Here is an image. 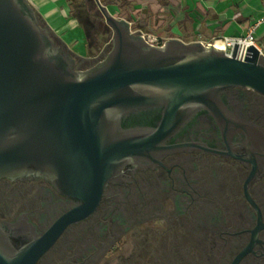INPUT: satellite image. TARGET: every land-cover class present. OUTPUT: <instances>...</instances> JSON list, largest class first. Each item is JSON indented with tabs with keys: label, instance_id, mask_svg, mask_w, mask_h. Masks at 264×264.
I'll use <instances>...</instances> for the list:
<instances>
[{
	"label": "flooded vegetation",
	"instance_id": "1",
	"mask_svg": "<svg viewBox=\"0 0 264 264\" xmlns=\"http://www.w3.org/2000/svg\"><path fill=\"white\" fill-rule=\"evenodd\" d=\"M75 71L102 62L70 51ZM161 108L123 115L120 130L158 127ZM82 203L46 176L0 178V228L15 248L45 235ZM36 264H264V93L222 89L160 142L127 157L97 207L67 223Z\"/></svg>",
	"mask_w": 264,
	"mask_h": 264
},
{
	"label": "water",
	"instance_id": "2",
	"mask_svg": "<svg viewBox=\"0 0 264 264\" xmlns=\"http://www.w3.org/2000/svg\"><path fill=\"white\" fill-rule=\"evenodd\" d=\"M111 27L112 49L75 71L27 0H0V178L20 172L49 178L82 203L45 235L15 248L0 228V264H36L67 223L91 213L127 157L160 142L198 106L230 86L264 93V53L238 56L201 41H147L128 20L95 0ZM161 108L157 128L120 130L123 115Z\"/></svg>",
	"mask_w": 264,
	"mask_h": 264
},
{
	"label": "crops",
	"instance_id": "3",
	"mask_svg": "<svg viewBox=\"0 0 264 264\" xmlns=\"http://www.w3.org/2000/svg\"><path fill=\"white\" fill-rule=\"evenodd\" d=\"M27 1L57 40L84 57L75 50L84 40L72 13L73 0ZM105 5L130 24L145 20L162 30L159 36L172 38L168 36L170 29L179 37H188L186 42L208 44L214 37H241L255 25L256 39L264 53V0H107Z\"/></svg>",
	"mask_w": 264,
	"mask_h": 264
},
{
	"label": "rangeland",
	"instance_id": "4",
	"mask_svg": "<svg viewBox=\"0 0 264 264\" xmlns=\"http://www.w3.org/2000/svg\"><path fill=\"white\" fill-rule=\"evenodd\" d=\"M84 5L79 10L80 18H77L83 31V43L75 50L81 53L89 61L100 57L107 49H110L113 32L111 27L106 23L104 15L99 9L95 0H82ZM107 2V0H105ZM105 4V3H103ZM109 6V5H107ZM110 10V9H109ZM114 14V10H110ZM83 23V25H81ZM131 30L140 29V33L147 39L148 42H153V35L159 36L162 32L160 28L153 25L149 26L145 20L133 22ZM85 28L88 30L86 33ZM168 36L177 37L182 40H188V37H179V33L169 29ZM161 41V40H160ZM158 41V42H160ZM157 43V42H153ZM156 45V44H155Z\"/></svg>",
	"mask_w": 264,
	"mask_h": 264
},
{
	"label": "built area",
	"instance_id": "5",
	"mask_svg": "<svg viewBox=\"0 0 264 264\" xmlns=\"http://www.w3.org/2000/svg\"><path fill=\"white\" fill-rule=\"evenodd\" d=\"M256 26H252L248 32L241 37H230V36H221V37H214L211 41H209L208 44H211L219 49H223L228 55H231L235 45H238V56L239 57H243L246 53V49L248 46L250 45H255L257 48L260 49L261 52L262 49L259 46L257 39H256ZM161 40V41H160ZM167 40V38L163 37V36H157V35H153V39L152 41L157 42V43H153L152 44H156V45H163L165 43V41ZM160 41V42H158ZM151 43V42H150Z\"/></svg>",
	"mask_w": 264,
	"mask_h": 264
},
{
	"label": "trees",
	"instance_id": "6",
	"mask_svg": "<svg viewBox=\"0 0 264 264\" xmlns=\"http://www.w3.org/2000/svg\"><path fill=\"white\" fill-rule=\"evenodd\" d=\"M102 3H105L104 0H101ZM84 3L82 0H73V10H72V13L73 15L76 17V18H80L79 16V12H80V8L83 7ZM38 19L40 21V23L42 25H44V23L42 22V20L40 19V17L38 16ZM81 25H83V23H81ZM84 26V25H83ZM85 27V26H84ZM86 30V33L88 34V30L85 28Z\"/></svg>",
	"mask_w": 264,
	"mask_h": 264
}]
</instances>
